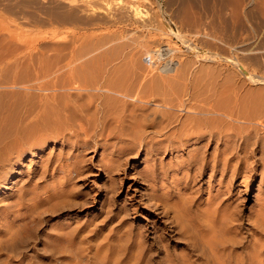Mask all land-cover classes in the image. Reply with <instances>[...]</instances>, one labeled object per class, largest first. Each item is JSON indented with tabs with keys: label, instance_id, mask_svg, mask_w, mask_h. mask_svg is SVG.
I'll use <instances>...</instances> for the list:
<instances>
[{
	"label": "rangeland",
	"instance_id": "obj_1",
	"mask_svg": "<svg viewBox=\"0 0 264 264\" xmlns=\"http://www.w3.org/2000/svg\"><path fill=\"white\" fill-rule=\"evenodd\" d=\"M88 2L89 0H0V110L5 107L6 111L7 106L10 107L6 112L11 110L12 98L8 100L12 97L9 93L11 86L9 82H12L13 76L15 77L20 70L24 69V67L20 68L22 63L26 68L29 60L34 59L39 53L51 55V52L54 54L61 51L59 53L68 54L74 51L81 54L97 52L100 55H108L107 60L114 58L110 60L109 67H124L125 65V70H128L129 67L134 69L133 76L130 72L131 76L127 74L128 76L125 77V80L127 77L132 79L128 78V82L127 80L125 82L133 87L138 86L137 91L141 90L142 93L146 85L149 86L147 84L149 82H146V78L149 77L147 74L154 73V71L151 73L149 65L150 55H153V51L157 48L164 46L171 54V64L160 67V69L174 70L176 74L184 72V80H182V74L181 79L178 75L173 74L175 76H172L173 80L176 77L175 83L178 81L177 84H179L181 81L179 86L173 83L176 88L182 87L181 90L171 88L173 80L169 84L171 89L168 88L169 86L167 87L168 90L170 89V93L176 89L177 92H180L181 98L183 95L181 99L177 92L171 93L176 97H170L171 99H176L177 102L184 100L179 105L178 111L180 112L177 113V108L174 109L178 114H176V120H179L178 116L183 115L186 108L193 107L194 103L214 97L213 101L216 99V101L223 102L220 104L225 108L226 118L232 116L236 119L238 113H243L248 108L246 111L256 112L257 119L248 120L252 126L255 125V122H263V125L260 124V126H264V0H90L91 4ZM90 6L91 8H89ZM123 6H126L125 9H122ZM85 7L97 9L99 12L95 10L92 14L83 13ZM132 9H139L140 11L138 10L137 13L140 17L133 15ZM134 16L135 18H133ZM57 50L58 52H56ZM140 53L143 57L138 59V56H142ZM17 55L24 62L20 60L22 63H19ZM122 56H125V62H123ZM200 57L203 58L200 59ZM16 58L17 60H15ZM204 58H206L205 61ZM142 59L143 63H140ZM14 62L21 66H14ZM135 62H138V64L136 63L137 67L144 64L139 68L141 71H138V75L135 71L136 65L135 67L132 65ZM142 67H148L149 72ZM130 68L129 71H132ZM13 72L16 74L13 75ZM140 72L143 74L139 75ZM143 78H145L144 83L142 82ZM140 79L142 80L140 83L143 85L142 89H139L141 88L139 86ZM149 79L147 78V81H150ZM137 80L138 82H136ZM182 81L185 82V86H189L183 89ZM4 82L8 83L9 89L7 83ZM191 86L194 87V92L199 95L198 98L192 92ZM187 89L188 92H186ZM168 90L166 89V91ZM183 90L188 94L184 92L182 94ZM149 93H145V95L151 96ZM155 93L153 92V94ZM170 93L167 95L168 97ZM191 93H194V96ZM155 96L156 98L160 97L156 93L151 96L150 100L155 99L156 104L161 105L163 98L156 101ZM193 97L198 101H195L196 99L194 100ZM182 105L186 108L184 109ZM230 107L234 111L230 110ZM251 108L253 109L251 110ZM159 115L161 116V114ZM159 115L157 114L158 119ZM233 123L236 124L235 121ZM125 132L126 130L123 132L124 135H127ZM259 133L263 134L264 129L262 132L259 130ZM129 139L128 137L126 140L127 144H119L118 148H115L116 151L111 149L103 151L97 146L94 150L90 149L80 154L81 156L79 155L76 160L79 163L78 174L72 177L67 175L68 173L52 178L50 175H46V178L40 176L46 158L53 159L56 154L66 150L58 143L48 142L42 148L39 147L40 150L35 151L33 156L26 155L20 159L17 163L18 175L12 182L15 186L0 197L1 209L7 205H11V209H13L5 211V214H0V264H181V262L183 264V256H187L191 260L190 263L198 264L199 262L200 264L202 261L201 264H210V262L207 263L209 260L207 261V258L204 257L209 254L207 247L204 248L208 252L202 247L199 249L200 244L196 248L190 247V245L185 249L186 246L183 241L178 239L179 236L175 234L176 232L170 233V228L166 230L161 228L164 225H162L163 219H159L157 222L153 215L146 213L147 208L144 207V203L148 198L150 199V191L156 184L143 183L138 180V173L147 170L150 163H144L146 156L142 150L136 157L133 156L138 145L134 143L131 145ZM238 144H240L239 149L244 148L240 142ZM120 145L122 146L120 147ZM132 146L133 148H131ZM252 147L251 150L249 147V150L247 149L249 156L246 153L243 154L247 156H242L241 153L232 162L235 165V162L238 161V175L232 179L228 178L230 181L223 180L221 184L217 183L219 175L217 177L213 175L209 179L210 171L196 177L195 180L190 179L189 176V180L188 177L185 178L186 175L185 173L183 175L182 171L174 172L171 175V170L175 168L169 164H173L175 159L169 153L163 155L164 171L167 174L165 191H169L168 193L173 195V200L183 201L182 204L188 200L189 196L190 199L187 202H190L193 210L197 208L202 212L207 208H213V211L217 209L215 211L217 213H214L219 217L235 213L233 217H238L241 223L234 227L229 234L234 237V239L231 237L233 240L232 246L231 243L229 245V250L232 248L230 253L238 257L241 264H247L248 260L251 264H264V166L261 164L258 146ZM133 150L135 152L125 154L127 151ZM186 150L185 148L181 149V152L184 153ZM211 150L212 147L209 152ZM73 153L76 154L74 151ZM116 153H119V156ZM244 159L245 161H243ZM107 162L109 166L111 165L109 170L108 166H104ZM167 167L169 168L167 169ZM104 168L107 170L104 171ZM28 180H31L29 184V191L30 189L31 191L27 193L24 186L22 190L25 191V194L21 195L22 192L17 190L19 186L23 187ZM47 182L53 183V185L50 184L55 187H51V189H55L54 191L49 189L51 201L43 197L42 193ZM196 191L199 194L193 198ZM31 193L33 196L34 194L35 196L40 195L36 196L39 204L36 203V197L31 196ZM23 197H28L31 201L27 199V203ZM191 197L193 198L192 202ZM33 198L34 200H32ZM14 201H18V203L16 204ZM33 202L39 207L37 208ZM43 202H46L44 208L47 210H44L43 207H41L43 209L40 208ZM187 202L185 204H188ZM213 205L216 206L213 207ZM33 208L38 210L35 211ZM40 210L44 212H40ZM40 213L41 215L37 217L36 215ZM30 214L33 216L36 214L34 217L38 220L37 226H30L29 229L32 231L28 228L25 231V217L28 215L30 217ZM153 228L157 229L156 233ZM56 232H65L68 236L67 242L63 243L65 248H69L68 253L64 254L65 252H63L64 256L55 251L54 245L56 244L53 242V238L56 234H60ZM232 233L234 234L232 235ZM167 234H170V238L162 244H158L157 236L167 238ZM71 243L74 247L71 246ZM137 243L140 245L139 249H134L135 247L132 245H138ZM65 248L63 247V249ZM71 248L73 251L76 248V254L81 255L79 256L81 259L65 257L70 254ZM136 251L141 252V256L133 261L130 254L133 255ZM199 253L204 256L197 255ZM179 256L183 259L181 262L178 261L180 260ZM185 263L190 264L188 261Z\"/></svg>",
	"mask_w": 264,
	"mask_h": 264
},
{
	"label": "bare ground",
	"instance_id": "obj_2",
	"mask_svg": "<svg viewBox=\"0 0 264 264\" xmlns=\"http://www.w3.org/2000/svg\"><path fill=\"white\" fill-rule=\"evenodd\" d=\"M88 3L91 4L90 0ZM123 7L122 9H125L126 6ZM135 7L134 9H136ZM85 8L86 9L83 10V13L85 12L86 14L87 13L92 14V12L94 13L95 10H97L93 8L89 9L91 8V6L89 8L88 7ZM134 9L131 10L133 15L140 17L138 16L139 14L137 13L139 9L138 10H134ZM127 12L129 13V11ZM135 16L133 18H135ZM56 52H58V50ZM59 52L54 54H52L51 52V55H48L49 53L48 54L46 53L47 55L39 53L38 56H36L34 59H30V60L28 59L29 62L28 61L27 62L29 64L26 68L25 66H23L22 63L24 62V60L22 61L21 58H18L19 55H17V58L19 59L18 60L19 63L22 61L21 62L22 67H20L21 65H18L19 63L16 64L18 61L16 63L14 62V66L17 65L22 69L24 67V69L20 70L17 74L13 72V75L16 74V76L15 77L13 76L14 80L12 82H9V84H11L10 89L8 83L4 82L7 83V87L10 91L8 92L11 93L12 95V97L8 99L11 100L12 98L11 100L12 108L9 112L6 111L9 109L10 106L6 107L7 108L6 111L4 110L5 107L1 108L0 110V174H1L0 197L2 196L3 193L9 191L15 186V184H13L12 182L14 179H16V175H18L17 163H19L20 159H22L26 155L33 156L35 154V151L40 150L39 147L42 148L48 142L58 143L61 146H64L66 150L56 154L53 159L51 157L46 158L44 166L42 165L43 171L41 172L42 174H40L41 178H46L45 177L46 175L47 176L50 175V177L52 178L53 176H60L64 173H68L67 175H70L72 177L78 174L77 171L79 168V163H77L76 160H78L80 154L89 151L90 149L94 150V148L97 146L103 149V151L104 150L107 151L109 149H111L112 151H116L115 148L119 146V144L126 143V140H128L129 137L130 138L129 142H131L130 144L132 145L134 143L138 145L137 146L138 148H136V152L134 150L127 151L125 154L127 153L130 154L135 152L133 153V156L136 157L137 154H139V151L142 150L145 153L144 155L146 156L145 157L146 161L144 163L145 164L150 163V166L148 167L147 170H145L142 173L141 172L138 173V180L143 183L156 184L155 187H153L152 190L150 191V195H149L150 199L148 198L147 201L144 203V207L147 208L146 213H150V215H153V218H155L157 222H159V219H163L164 223L162 222L161 223L162 225L163 224L164 225L161 228L163 230L170 228L171 229L170 233L176 232L175 234L179 236L178 239L183 241V244L186 246L185 249L188 248V246L190 245H191L190 247L196 248L199 246L198 244L201 245L199 246V249L201 247L202 248L207 247V249H209V254L208 253L205 254L206 255L208 254V256L202 255L205 257V259L207 258V261L209 260L207 263L210 262V264H241L240 261L238 260V257L233 255V253H230L232 248H230L231 250H229V245L234 239V237L229 236V234L232 232V229L234 227H236L239 223H241L239 222L240 220L238 219V217L237 218L233 217L234 216L233 214L235 213H233L232 215L225 214L226 216L219 217L218 215H215V213H217L215 212L217 209L213 211V208L211 206L210 207L212 209L206 207L207 210L206 211L202 210V212L195 207L194 208L196 210H193L191 208L190 202L189 203L187 202L190 199L188 195H187L188 200H185L187 199L185 198V196H184L185 199L183 200H185L189 205L185 204L186 202L182 204L183 201L181 200L180 201H176L175 199L173 200L172 199L173 195L171 193H168L169 192L168 190H167L168 192L165 191L167 187L165 183V178H167V174L164 171L165 164L163 162V155L169 153L175 159V162H173V164H169L171 167L173 165L175 168L174 170H171L172 173L171 175H173L174 172L178 173V171H182L183 172L182 174L184 175L185 173L186 175L185 178L189 176L190 179L193 178L195 180L196 177H199L203 173L210 171V176H208L209 179L213 175L216 177L217 175H219L217 181L218 184H221L223 180H227L228 178L232 179L233 177H236L238 175L237 173L238 161L235 162V165H233L232 162L234 161V159L236 160V158H238L237 156L238 155L240 156L241 153L247 154L248 147L250 149L252 146L254 147L255 145L258 146L262 161V163L261 161L260 163L263 164L262 166H264V133L263 134L259 133V130H261L262 132V130L264 129V126H262L263 122L262 123H260L259 121H258L259 123L255 122V125L253 126L252 123L249 122L250 120L252 121L254 118H256L255 117L256 112L253 111L254 112L253 113L252 111L251 112L246 111L248 108L247 109L245 108L246 109L245 111L242 110L243 113H238V117L236 116L237 117L236 119L229 115H228L229 117L226 118L224 112L225 108H223L224 106H221L223 102L222 103L219 102L220 100L216 101V99L215 101H213L214 97L208 99L209 98L208 96H207L208 98L205 99L204 101H200V100L198 101L196 98H198L199 95H197V93L194 92L195 89L193 86H191L193 90L192 92L195 93L193 94L197 95V97L195 98L196 100L194 99V97L193 99L195 101H198L199 105H196L198 103H194L196 106L193 105V107L191 108H186L184 107V105H182L184 109L185 108L186 109L185 111L183 109L184 111L183 115L180 114L178 116V118L180 117L179 120H176L177 117L176 114L180 112L178 111L180 108L179 105L180 103H183L184 100L177 102L176 99L175 100L171 99L172 97H174L171 95V93L174 92L176 93L177 92L176 89H180V90L182 89V87L176 88L173 85V83L176 85L178 81L177 83H175L176 77L173 80L172 78L174 77L172 76L178 75L179 79H181V77L184 75L183 74L184 72H177L180 74L179 75L176 74L174 70L164 69V68L160 69V67L156 68L154 67V65H152L153 61H151L149 62L151 68L150 67L149 68L152 70L151 73L153 71L154 73L150 75V72L148 71V67H142V69L146 68V70L149 72V75L147 74V76L149 77H147L145 75L147 72L144 69L146 72L144 73V75L147 78H150L149 79L150 81H147L146 78V82H149L147 83L149 84V86L145 84L146 87L141 93L140 92L141 90L137 91L138 86L133 87L128 85L127 82L131 77H127V79L128 78L129 79L128 80L126 79L127 82H125L126 75L128 74L129 76H131L129 73L131 72L132 74V72H134V69L129 67L130 70L132 69V71H129V68L127 66L128 70H125L126 69L125 65L124 67L122 66L109 67V65H111L110 60L113 57L112 58L109 57L110 60H107L106 57L108 55L107 56L105 54L100 55V53L98 54L97 52H96L97 54L96 53L81 54V53H76L74 51L69 52L68 54H61ZM138 57H139L138 59H140L141 57H143V55ZM151 57H154V55H150V59ZM17 58L15 60H17ZM122 58H123V62H125V56L124 57L122 56ZM201 58L203 57H200V59ZM143 59L142 62L140 63H143ZM205 59L206 58H204V61ZM136 63L138 64V62H135V64L132 65H134L135 67ZM143 65L141 64L138 65L140 67H137L136 65L137 68H135V71H137V75H138V71H141L139 68H141V66ZM141 74H143V72L139 73V75ZM133 75L134 73L132 74V76ZM142 80L140 79L139 81V86H141V88L139 89L143 88L142 87L143 85H140V83L142 82L144 83L145 78H143ZM171 80L174 81L172 82L173 87L171 86V88L173 89L176 88V89L174 92L170 93L169 90L171 88L169 84H171ZM182 80H184V76ZM136 82H138V80ZM184 83L185 82H183L182 86L184 85ZM180 84L181 81L177 85L179 86ZM132 85H134V83H132ZM186 86L184 85L183 89H185ZM167 87L170 89L168 90ZM166 89L170 93L169 97L167 96L169 95V93L168 91H166ZM152 91L156 92L157 96L160 95L161 97L160 98L158 96V98H156L155 96L156 101L158 100L160 101L163 98V101L161 100L162 102L161 105L159 104L157 105L156 102L154 101L155 99L152 101L150 100L151 96L156 95V93L153 94ZM149 92L150 93L152 92L151 96L150 95L146 96L145 93L148 94ZM182 92H184V90L181 91V93ZM186 92H188V89ZM186 92L184 93L188 94ZM177 93L178 96L181 98L180 92L178 91ZM193 94L191 93V95ZM176 108H177V113L176 111H174V109ZM252 109L253 108H251V110ZM230 110H232V108ZM157 114L158 115L161 114V116L159 115L160 116L159 119L157 118ZM228 114H231V112H228ZM259 117L263 118L264 116L263 117L259 116ZM234 121L236 122V124L233 123ZM246 121H248V123H245ZM123 124H125V126H123ZM260 124L262 125L260 126ZM125 130L127 132V135L126 134L124 135L123 133ZM239 142L241 143V145H243L245 149L242 147L239 149L238 147L240 146V144H238ZM121 146L122 145H120V147ZM133 146L131 148H133ZM211 147L212 150L209 152ZM184 148L187 150L183 153L181 152V149ZM73 151L76 152V154H74ZM116 154L118 155L119 153ZM246 154H243L242 156L244 155L247 156L248 154L247 155ZM237 160H241V159H237ZM243 161H245V159ZM109 163L107 162L106 165H104L103 163L102 164L104 166H108L109 167L108 170H109L111 168V165L109 166ZM168 168L169 167H167V169ZM103 170L106 171L107 168H104ZM30 182L31 180H28V182L25 185H23V187L19 186L17 191L22 192L21 195H23L25 191H23L22 189L25 186V190L27 189L26 192L28 193L30 188L29 187ZM50 183L48 182L46 183L45 187L42 189V193L44 195L43 197H45L46 199H50L51 201L50 198L51 196L49 195L50 192L49 189H51L53 183H51L52 185ZM52 188L55 187L53 186ZM194 190H192V192H194ZM197 194H199L198 191H196L193 194L194 197L193 196L192 197L196 198L195 195ZM26 196H28V194H26ZM31 196H33L32 193ZM36 196L34 194L33 197ZM24 197L23 199H26L27 201L29 196L26 198ZM193 198L191 199V202ZM29 199L28 201H31ZM35 199H36L35 200L36 203H38L37 197ZM32 200H34V198ZM18 201H14V202H16L17 204ZM46 202H43V204L44 203L45 204L40 205V208L46 207ZM33 203L35 204V202ZM35 206L37 207V204H35ZM215 206L213 205V207ZM1 208H0V214H3L5 211L11 209L12 206L7 205L3 209ZM33 209L35 210V208ZM44 210H47V208L46 209L44 208ZM40 212H44V211L40 210ZM39 215H41V213L37 214L36 216L38 217ZM34 216L31 215L29 217L28 215V217H25L26 218L25 219L26 224L24 223L25 231H27V228L29 229L30 226H35V225L37 226L38 220H36L35 219L36 217ZM261 224H263V222ZM30 231H32V229ZM153 231H155L156 233L157 229L153 228ZM56 233H60V234H56L53 238V242L56 245H54L52 242L51 243L55 246V251H57L59 255L60 254L63 255V252H65L64 254H66L69 248L68 249L65 248L63 243L67 242L68 236L65 232L63 233L56 232ZM233 234L234 233H232V235ZM231 237H233V239H231ZM169 238H170V234H167V238L157 236L156 241L158 244H162L164 241H166V239ZM132 246L135 247L134 249H139L140 245L135 244ZM63 247L65 249H63ZM160 248L162 249V246ZM75 250L73 251L72 249L70 254L69 255L67 254L65 257H69L70 259L80 258L79 256L81 255H77ZM203 250L206 249L204 248ZM130 255L133 257V261H134L135 259L141 256V252L136 251V253ZM197 255L201 256V253ZM180 256L182 257L183 254ZM180 256H179L180 260L177 259L178 261L181 262L184 259L183 260L184 262L188 261L190 263L191 260H189L187 256H183L182 257L183 259H181ZM204 257L202 258V260L204 259ZM164 261L166 263V258ZM248 261H249L248 263L251 264L250 260ZM168 262H169V255H168ZM205 262L206 261L204 260V263ZM201 263L203 262L201 261ZM193 264H195V262Z\"/></svg>",
	"mask_w": 264,
	"mask_h": 264
},
{
	"label": "built area",
	"instance_id": "obj_3",
	"mask_svg": "<svg viewBox=\"0 0 264 264\" xmlns=\"http://www.w3.org/2000/svg\"><path fill=\"white\" fill-rule=\"evenodd\" d=\"M167 51V54H166ZM155 53V54H154ZM154 57H151L150 61H153L155 67H166L171 64V54H169L168 48L162 46L153 51Z\"/></svg>",
	"mask_w": 264,
	"mask_h": 264
}]
</instances>
